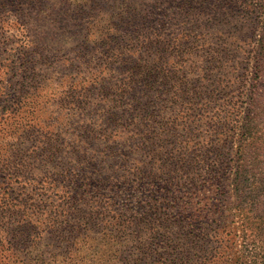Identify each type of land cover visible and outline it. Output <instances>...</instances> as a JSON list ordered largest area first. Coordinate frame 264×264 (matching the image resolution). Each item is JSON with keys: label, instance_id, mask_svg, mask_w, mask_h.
Instances as JSON below:
<instances>
[{"label": "rangeland", "instance_id": "1", "mask_svg": "<svg viewBox=\"0 0 264 264\" xmlns=\"http://www.w3.org/2000/svg\"><path fill=\"white\" fill-rule=\"evenodd\" d=\"M261 1L0 0V182L10 179L31 206L56 199L42 183L58 180V167L122 182L138 163L164 162L173 147L163 135L178 125L190 124V147L242 135L252 83L245 58L262 34ZM134 33L161 41L152 52L163 57L167 80H157L167 86L124 90L129 73L117 56ZM256 124L264 130V110ZM138 181L89 195L104 209L114 198L125 205Z\"/></svg>", "mask_w": 264, "mask_h": 264}, {"label": "trees", "instance_id": "2", "mask_svg": "<svg viewBox=\"0 0 264 264\" xmlns=\"http://www.w3.org/2000/svg\"><path fill=\"white\" fill-rule=\"evenodd\" d=\"M260 5L262 34L245 58V81L252 83L242 135L190 147V124L178 125L163 135L173 147H163L164 162L138 163L122 182L98 173L88 178L82 165L58 167L59 179L42 183L56 199L45 196L31 206L25 193L10 191V179L0 182V264H264V130L256 128L264 110V0ZM125 41L132 45L117 64L128 70L127 93L167 80L163 57L152 52L161 41L151 33ZM132 178L139 185L128 204L114 198L104 209L89 195L92 187H128ZM38 206L43 210H33Z\"/></svg>", "mask_w": 264, "mask_h": 264}]
</instances>
